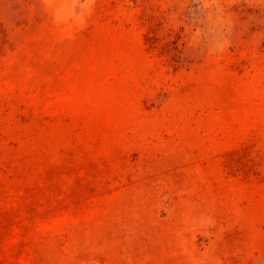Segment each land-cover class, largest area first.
<instances>
[{
  "label": "rangeland",
  "instance_id": "1",
  "mask_svg": "<svg viewBox=\"0 0 264 264\" xmlns=\"http://www.w3.org/2000/svg\"><path fill=\"white\" fill-rule=\"evenodd\" d=\"M0 264H264V0H0Z\"/></svg>",
  "mask_w": 264,
  "mask_h": 264
}]
</instances>
